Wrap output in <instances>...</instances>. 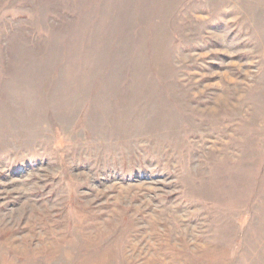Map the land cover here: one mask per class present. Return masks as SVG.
Returning a JSON list of instances; mask_svg holds the SVG:
<instances>
[{
    "label": "rangeland",
    "instance_id": "374dc122",
    "mask_svg": "<svg viewBox=\"0 0 264 264\" xmlns=\"http://www.w3.org/2000/svg\"><path fill=\"white\" fill-rule=\"evenodd\" d=\"M0 264H264V0H0Z\"/></svg>",
    "mask_w": 264,
    "mask_h": 264
}]
</instances>
